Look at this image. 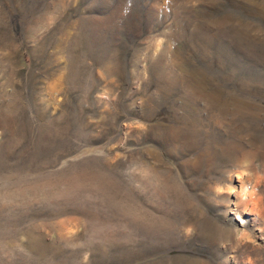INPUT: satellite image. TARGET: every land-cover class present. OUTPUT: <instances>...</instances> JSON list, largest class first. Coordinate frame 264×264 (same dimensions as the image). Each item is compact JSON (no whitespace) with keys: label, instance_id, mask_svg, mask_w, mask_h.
<instances>
[{"label":"rangeland","instance_id":"1","mask_svg":"<svg viewBox=\"0 0 264 264\" xmlns=\"http://www.w3.org/2000/svg\"><path fill=\"white\" fill-rule=\"evenodd\" d=\"M0 264H264V0H0Z\"/></svg>","mask_w":264,"mask_h":264},{"label":"bare ground","instance_id":"2","mask_svg":"<svg viewBox=\"0 0 264 264\" xmlns=\"http://www.w3.org/2000/svg\"><path fill=\"white\" fill-rule=\"evenodd\" d=\"M243 185H244V184H243ZM243 185H242V186H243ZM243 188H244V187H243ZM244 190H245V189H244ZM243 192H244V191H243ZM243 192H242V193H243ZM248 192L250 193L249 190H248ZM242 193H241V194H242ZM241 194H240V195H241ZM246 194H247V193H246ZM251 194H252V193H251ZM254 194H256V193H254ZM249 195H250V194H249ZM249 195H248V196H249ZM255 196H257V195H255ZM255 196H254V197H255ZM244 197H245V196H244ZM251 197H253V196H251ZM249 198H250V196H249ZM253 199H254V198H253ZM253 199H252V200H253ZM256 200H258V199H256ZM253 201H254V200H253ZM259 201H260V200H259ZM247 202H248V201H247ZM254 203H255V202H254ZM252 204H253V203H252ZM248 205H249V204H248ZM246 206H247V205H246ZM253 206H254V205H253ZM259 206H260V205H259ZM251 207H252V205H251ZM253 208H255V206H254ZM246 209H247V207H246ZM253 210H254V209H253ZM253 212H254V211H253ZM260 212H261V211H260ZM257 216H258V215H257Z\"/></svg>","mask_w":264,"mask_h":264}]
</instances>
